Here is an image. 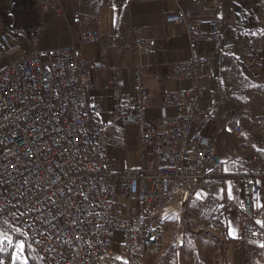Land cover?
<instances>
[{
    "label": "built area",
    "instance_id": "built-area-1",
    "mask_svg": "<svg viewBox=\"0 0 264 264\" xmlns=\"http://www.w3.org/2000/svg\"><path fill=\"white\" fill-rule=\"evenodd\" d=\"M124 9L122 0H110ZM92 0H74L73 22L83 24L80 8ZM41 14L58 13V0H38ZM195 9H204L194 0ZM59 14V13H58ZM168 23L185 26L191 41H214L220 47L218 63L223 64L235 50L219 34L217 16L208 27L192 21L188 11L179 9L165 15ZM39 31L29 37L30 51L22 59L0 65V223L23 234L37 261L24 251V264H116L111 255L113 237L121 232L123 247L132 261H140L148 247L163 251V211L172 204L183 211L193 187L204 182L208 192L222 174L223 163L213 141L193 134L194 115L208 85L201 73L198 53L175 64L166 79L186 80L188 88L169 92L173 116L163 113L148 120L145 66L134 72V100L125 107L121 98L124 80L113 71L107 86L116 106L114 115L124 124L135 125L139 142L151 145L156 165L115 172L109 166L107 128L98 119L101 101L89 105L94 87L93 71L107 66L103 56L94 61L79 57L72 46L41 49ZM82 42H100L98 30L82 29ZM2 43L9 37L0 35ZM140 52L150 53L149 41H137ZM237 65L238 60L232 58ZM222 122L237 137L247 130L239 112H224ZM264 143V116L254 120ZM264 162V158L262 160ZM264 174V171H263ZM129 201L146 204L142 216L149 219L140 234L132 217L121 216L114 208V191ZM235 190L238 187L235 186ZM243 238L260 247L257 264H264V206L260 187L253 175L242 185Z\"/></svg>",
    "mask_w": 264,
    "mask_h": 264
},
{
    "label": "crops",
    "instance_id": "crops-1",
    "mask_svg": "<svg viewBox=\"0 0 264 264\" xmlns=\"http://www.w3.org/2000/svg\"><path fill=\"white\" fill-rule=\"evenodd\" d=\"M201 4L204 9H195L194 0H122V9L110 0H92L80 8L83 24L79 25L72 20L74 0H58L59 14L45 15L38 0H0V35L9 37L6 44L0 40V65L29 53L34 30L39 31L41 49L72 46L89 62L100 59L106 47L108 64L93 71L89 105L102 103L98 119L107 128L109 166L115 172L156 165L157 154L153 146L139 142L135 125L115 117L116 102L107 86L112 72L118 71L124 80L125 107L134 100L135 69L145 66L146 118L158 120L163 113L173 116L177 112L168 104L169 92L190 86L186 80L166 79V75L177 62L194 53L201 56L208 90L197 106L193 134L213 141L223 163L222 174L210 192L204 182L196 183L180 219L163 222L167 243L163 251L149 246L140 261H132L124 250L123 234H117L110 251L116 264H257L260 247L243 238L242 185L247 175H253L264 206V143L254 123L255 117L264 116V0H201ZM179 9L208 27L220 17V37L235 45L223 64L218 63L220 47L214 41H191L184 25L165 20L166 13ZM82 29L98 30L101 41L82 42ZM137 41H149L152 51L140 52ZM232 58L238 60L237 65ZM224 112L241 113L247 130L244 136L237 137L222 122ZM114 196V208L121 216L132 217L140 234L148 236L144 229L149 219L142 216L146 204L124 198L119 182ZM174 226L177 234H171Z\"/></svg>",
    "mask_w": 264,
    "mask_h": 264
},
{
    "label": "rangeland",
    "instance_id": "rangeland-1",
    "mask_svg": "<svg viewBox=\"0 0 264 264\" xmlns=\"http://www.w3.org/2000/svg\"><path fill=\"white\" fill-rule=\"evenodd\" d=\"M177 218H179V216H177ZM172 224L177 225L176 222ZM171 230V234H177L179 232L175 226ZM116 235L113 237V239L116 237ZM21 244H23L22 249L20 248ZM0 249H3L0 251V264H23V261H21L18 256L19 251H24L29 259L31 258L34 261H37V255L29 247L26 237L5 223H0Z\"/></svg>",
    "mask_w": 264,
    "mask_h": 264
},
{
    "label": "bare ground",
    "instance_id": "bare-ground-1",
    "mask_svg": "<svg viewBox=\"0 0 264 264\" xmlns=\"http://www.w3.org/2000/svg\"><path fill=\"white\" fill-rule=\"evenodd\" d=\"M181 208L178 205L172 204L169 205L164 211H163V217L173 219L177 218V216H181Z\"/></svg>",
    "mask_w": 264,
    "mask_h": 264
},
{
    "label": "snow or ice",
    "instance_id": "snow-or-ice-1",
    "mask_svg": "<svg viewBox=\"0 0 264 264\" xmlns=\"http://www.w3.org/2000/svg\"><path fill=\"white\" fill-rule=\"evenodd\" d=\"M20 248L22 249L23 248V244L20 245ZM3 249H0V251H2ZM15 259V258H14Z\"/></svg>",
    "mask_w": 264,
    "mask_h": 264
},
{
    "label": "trees",
    "instance_id": "trees-1",
    "mask_svg": "<svg viewBox=\"0 0 264 264\" xmlns=\"http://www.w3.org/2000/svg\"><path fill=\"white\" fill-rule=\"evenodd\" d=\"M3 224V223H2ZM31 259V258H30ZM32 260V259H31Z\"/></svg>",
    "mask_w": 264,
    "mask_h": 264
}]
</instances>
